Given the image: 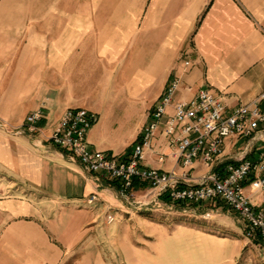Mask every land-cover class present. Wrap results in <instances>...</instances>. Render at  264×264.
<instances>
[{
  "label": "crops",
  "instance_id": "obj_1",
  "mask_svg": "<svg viewBox=\"0 0 264 264\" xmlns=\"http://www.w3.org/2000/svg\"><path fill=\"white\" fill-rule=\"evenodd\" d=\"M174 77V103L199 90L229 111L254 102L264 90V0L0 1V120L8 125L0 129V264L102 263V255L94 262V226L108 207L123 206L120 193L48 139L66 109L83 108L97 117L89 145L126 158ZM38 108L35 134L11 133ZM121 116L134 122L126 134ZM152 144L169 153L161 133ZM261 151L264 126L253 139L223 144L224 159L255 160ZM145 155L147 167H174ZM208 170L197 162L192 175ZM143 191L127 196L138 201ZM245 194L264 208L263 195Z\"/></svg>",
  "mask_w": 264,
  "mask_h": 264
},
{
  "label": "built area",
  "instance_id": "obj_2",
  "mask_svg": "<svg viewBox=\"0 0 264 264\" xmlns=\"http://www.w3.org/2000/svg\"><path fill=\"white\" fill-rule=\"evenodd\" d=\"M188 65L185 61L184 66ZM180 84L178 77L167 84L126 158H116L89 145L87 133L97 117L83 108L66 109L48 141L97 182L115 181L118 192L127 202L134 180L145 185L149 201L132 200L128 204L141 207L157 204L162 198L166 199L165 203L179 205L222 203L241 221L245 237L257 241L264 249V208L257 207L245 194L247 188L252 194L264 196V151L255 160L247 159L246 155L223 158L225 139H253L261 131L264 90L251 104L229 111L224 101L208 90H199L193 99L174 103ZM169 107L171 114H168ZM43 114L42 108L32 111L24 124L11 133L35 134ZM0 129L8 130L2 120ZM159 133L165 138L168 154L159 153L153 147ZM147 151L160 163L171 159L174 167L170 170L147 167L144 163ZM197 162L209 170L194 178L192 172ZM95 201L97 196L92 194L87 203Z\"/></svg>",
  "mask_w": 264,
  "mask_h": 264
},
{
  "label": "rangeland",
  "instance_id": "obj_3",
  "mask_svg": "<svg viewBox=\"0 0 264 264\" xmlns=\"http://www.w3.org/2000/svg\"><path fill=\"white\" fill-rule=\"evenodd\" d=\"M181 48L178 62L184 61ZM120 122L123 134L134 123L122 116ZM142 190L138 200L149 201ZM117 199L123 206L108 207L94 226V262L102 255L99 264H264V249L245 237L241 221L222 203L181 206L160 199L139 207L128 204L129 197Z\"/></svg>",
  "mask_w": 264,
  "mask_h": 264
},
{
  "label": "trees",
  "instance_id": "obj_4",
  "mask_svg": "<svg viewBox=\"0 0 264 264\" xmlns=\"http://www.w3.org/2000/svg\"><path fill=\"white\" fill-rule=\"evenodd\" d=\"M111 184L115 185V187L118 188V185H117V183L115 181H112ZM144 187H145V185L140 184L137 180H134L133 183H132L131 190H135V189H139V188L142 189ZM181 206H183V205H181ZM255 242L257 243V241H255Z\"/></svg>",
  "mask_w": 264,
  "mask_h": 264
}]
</instances>
